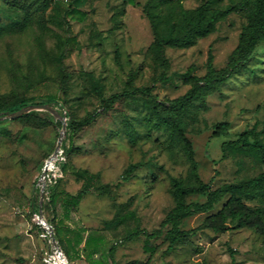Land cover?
I'll return each mask as SVG.
<instances>
[{
    "label": "rangeland",
    "instance_id": "rangeland-1",
    "mask_svg": "<svg viewBox=\"0 0 264 264\" xmlns=\"http://www.w3.org/2000/svg\"><path fill=\"white\" fill-rule=\"evenodd\" d=\"M249 1L213 0L214 7L236 9L209 36L191 47H166L161 56L150 49L155 30L148 12L157 13L165 32L180 5L194 9L202 0H136L135 4L88 0L78 16L66 18L64 29L47 22L52 0H38L25 28L0 37V116L8 113L6 106L39 102L51 104L66 117L63 152L46 191L63 176L60 167L67 161L99 174L95 188L72 209L71 217H64L59 202L54 210L42 208L48 222L61 226L59 238L72 264H89L92 259L102 264L105 259L107 264H264V191L245 198L248 206L262 209V223L255 226H240L229 219L224 229L216 230L209 216L223 208L226 197L213 211L185 219L181 228L189 233L171 251L167 250L170 226L150 240L152 251L145 247L144 234L124 238L129 228L152 232L161 227L175 205L172 178L220 187L264 170V164L250 155L224 157L222 147L252 128L264 142V42L179 115L192 143L194 162L181 143L170 140L167 130L154 125L167 114L170 101L191 87L189 77L207 75L210 53L218 73L237 58L235 50L249 23ZM23 20L24 13H13L0 0V23L16 25ZM46 82L61 88L60 104L46 98L24 101L48 93ZM143 87L148 94L138 91ZM115 93L122 95L108 110L107 101ZM91 113H97L96 120L77 128L71 138L68 124ZM63 122L46 110L0 119V264H45L48 239L42 236L36 216L41 208L40 179L58 145ZM221 122H227L228 128L216 134ZM132 164L135 170L124 179ZM65 179L72 193L81 187L71 175ZM205 200L206 194L188 197V201ZM131 211L136 220L114 230L115 218ZM64 224L82 229L84 245L90 235L87 247H75L76 239L66 238ZM100 235L103 238L98 239Z\"/></svg>",
    "mask_w": 264,
    "mask_h": 264
},
{
    "label": "trees",
    "instance_id": "trees-1",
    "mask_svg": "<svg viewBox=\"0 0 264 264\" xmlns=\"http://www.w3.org/2000/svg\"><path fill=\"white\" fill-rule=\"evenodd\" d=\"M87 1L88 0H70L68 3H63L54 2L52 0L53 4L48 14L47 22L52 27L64 29L67 25L66 18L72 15L78 16L81 12V8ZM37 2L38 0H3L5 7L13 13H24L25 20L16 25L0 23V37L19 32L22 28H25L27 20L30 17L29 12ZM123 2L126 4H135L136 0H123ZM66 4L68 6H66ZM212 4L213 0H202V3L194 9H185L180 5L181 10L179 14H172L175 19L171 21V24H169L165 32L162 31L161 28L162 20H157L155 18L157 13L153 11L148 12V16L155 30V40L150 47L151 51L157 56H161L166 47H191L198 39L205 38L213 33L217 25L236 9V7L232 6L227 8L214 7ZM248 6L250 8L248 13L249 23L243 31L240 43L235 50L237 58L232 61L228 67L223 69L222 73H218L213 62L214 56L210 53L207 75L204 77H189V82L192 85L188 91L171 100L167 109V114L160 116L157 122L154 123L155 127L158 129L168 131L170 140L182 144L192 162H194L192 143L186 135L184 120L179 115L189 111L200 94L207 92L210 87L228 78L232 70L235 69L239 63L247 61L254 53L257 46L264 42V0H250ZM165 21L169 22L168 19H165ZM71 40L75 42L76 39L73 37ZM202 80L206 82L205 86L201 84ZM45 84L50 90L48 93L31 95L24 99V101L46 98V102L60 104L64 99L61 88L54 82H46ZM138 91L149 93V89L145 87L139 88ZM121 95V93L113 94L108 99L106 108L108 110L113 108ZM25 105L26 104L21 106L17 105L15 107L6 106L4 110L13 112ZM33 112L34 111H31L23 116H29ZM96 118L97 113H91L86 117L73 120L68 124L70 137L72 138L77 128L92 124ZM216 128V134H219L227 130L228 123L221 122L216 125ZM222 147L224 157L245 154L250 155L254 162L264 164V142L260 138V132L255 128L245 129L240 133L238 138L225 141ZM135 168L136 165H130L125 171L124 179H129ZM60 169L63 176L58 178L52 190L50 192L48 191V198L45 197L42 206L44 211L46 207H51V209L54 210V206L58 202L69 210L78 207L82 200L93 191L99 179L98 173L92 172L86 168L77 167L69 161L64 162ZM191 170L195 173V176H197L195 166H193ZM68 174L81 182V187L76 193H72L67 189L65 176ZM107 187L108 185L106 188ZM263 191L264 170L243 181L226 183L220 187H212L211 182L206 183L197 181L193 184H187L180 178H172L171 192L175 205L161 222V227L152 232L139 227H135L134 229L129 228L124 238L125 240H129L140 234H144L146 236L145 247L147 250L152 251L154 247L150 245V240L162 235L163 228L170 226L169 245L167 250L171 251L174 246L182 241L189 233L181 228L185 219L196 213L213 211L216 205L226 197L227 199L223 208L217 213L209 216L210 224L216 230H222L225 227V222L230 219L231 221L237 222L240 226H255L262 223V209L248 206L245 202V198ZM193 194H206V200L203 202L188 201V197ZM136 218V213L134 211L116 217V223L113 229L118 231L122 227L129 225L132 220H136ZM50 223L53 225L58 243L66 253L62 241L59 238L60 230H62L61 226L58 224L55 225L52 222ZM66 234H68L67 231ZM74 237L76 239V246L84 242L81 232H76ZM89 239L90 236L87 237V242L84 245L85 247H87ZM113 249L112 247L111 251H113Z\"/></svg>",
    "mask_w": 264,
    "mask_h": 264
},
{
    "label": "water",
    "instance_id": "water-1",
    "mask_svg": "<svg viewBox=\"0 0 264 264\" xmlns=\"http://www.w3.org/2000/svg\"><path fill=\"white\" fill-rule=\"evenodd\" d=\"M34 110L50 111V112L54 113V115H56L57 117L64 119V122H63V125H62V130H61V135H60L59 141H58V145H57L53 155L49 158V159H52V160L56 159V157L59 154L63 138L67 134V122L65 121L66 117L64 115L60 114L59 111L57 109H55L51 104H49V103H32V104H28V105H25L24 107H22V108H20V109H18L16 111L8 112L7 114H5L3 116H0V119H3L5 117L16 118V117H19L21 115H24V114L29 113V112L34 111ZM47 173H48V160L46 162V165H45L44 170H43V174H42L41 179H40V184H41L40 185L41 186L40 207L41 208H40V212L38 213L40 220H43V219L46 220L45 217H44V214H43L42 206H43V202H44L45 188H46V184H47L46 183V179H45L46 176H47ZM50 234H51V237H52L53 244L58 245V242H57V239H56V236H55V232L52 229V227H51V230H50Z\"/></svg>",
    "mask_w": 264,
    "mask_h": 264
},
{
    "label": "built area",
    "instance_id": "built-area-1",
    "mask_svg": "<svg viewBox=\"0 0 264 264\" xmlns=\"http://www.w3.org/2000/svg\"><path fill=\"white\" fill-rule=\"evenodd\" d=\"M53 1L54 2L68 3L70 0H53ZM62 152L63 151L60 150L58 156L54 160L55 165H54V168L52 171H56V168H57L56 161L61 156ZM52 171L48 168V173H47V176L45 178L46 183H47V181L52 180V176H51ZM45 197L48 198V191H46V188H45ZM45 197H44V199H45ZM36 216L38 218V224L42 227V236L48 239V247L44 251V257H43L44 263L45 264H72L71 261L69 260L68 256L66 255V253L64 252V250L60 246V244L59 243H58V245L53 244L52 237L50 234L51 227L54 230L53 225L50 222H48L46 218H45L46 219L45 221L40 220L38 213L36 214Z\"/></svg>",
    "mask_w": 264,
    "mask_h": 264
},
{
    "label": "crops",
    "instance_id": "crops-1",
    "mask_svg": "<svg viewBox=\"0 0 264 264\" xmlns=\"http://www.w3.org/2000/svg\"><path fill=\"white\" fill-rule=\"evenodd\" d=\"M61 207H62V209H63V215H64V217L65 218H69V217H71V211H72V209L71 210H69V209H66V208H64L62 205H61ZM59 222H62L61 220H59ZM65 225V224H64ZM65 228H66V230H65V232L67 231L68 232V234H65V236L68 238V239H72L73 237H74V234L76 233V232H81V230L82 229H78L77 227H75V226H71V225H65ZM86 236V235H85ZM85 236H83V238H85ZM90 236V235H89ZM98 239H100V238H103L102 237V235H100V236H98L97 237ZM75 245V244H74ZM79 246H84V242H82ZM75 247H78V246H76L75 245ZM77 249V248H76ZM79 249H77V253H78V257L80 256V253H79V251H78ZM95 249H93L92 251H91V253H90V255H92L93 253H95ZM81 256H83V255H81ZM92 257H94V254L92 255ZM105 261V264H107V260L105 259L104 260ZM102 261L99 259H92L91 261H90V263L89 264H102L101 263ZM78 264H82V263H78Z\"/></svg>",
    "mask_w": 264,
    "mask_h": 264
},
{
    "label": "bare ground",
    "instance_id": "bare-ground-1",
    "mask_svg": "<svg viewBox=\"0 0 264 264\" xmlns=\"http://www.w3.org/2000/svg\"><path fill=\"white\" fill-rule=\"evenodd\" d=\"M55 159H49L48 160V168L52 171L53 168H54V165H55V162H54ZM44 220V219H43ZM45 221V220H44Z\"/></svg>",
    "mask_w": 264,
    "mask_h": 264
}]
</instances>
